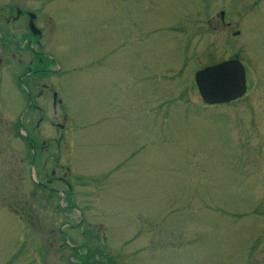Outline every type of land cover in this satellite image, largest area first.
Segmentation results:
<instances>
[{
	"label": "rangeland",
	"instance_id": "rangeland-1",
	"mask_svg": "<svg viewBox=\"0 0 264 264\" xmlns=\"http://www.w3.org/2000/svg\"><path fill=\"white\" fill-rule=\"evenodd\" d=\"M29 1L53 16L46 55L67 117L62 158L77 172L78 201L95 204L90 221L106 227L112 257L264 264V0ZM220 9L241 21L239 35L216 26ZM234 55L246 93L206 104L195 73ZM6 80L0 108L14 101ZM47 100L39 127L31 114L32 131L46 138L56 135L51 93ZM4 123L0 150L20 134ZM17 148L14 157L0 152V264L29 259L12 206L58 201L29 195L43 168ZM52 252L44 264H65Z\"/></svg>",
	"mask_w": 264,
	"mask_h": 264
},
{
	"label": "flooded vegetation",
	"instance_id": "flooded-vegetation-1",
	"mask_svg": "<svg viewBox=\"0 0 264 264\" xmlns=\"http://www.w3.org/2000/svg\"><path fill=\"white\" fill-rule=\"evenodd\" d=\"M42 10L29 0H0V85L7 83L8 79V84L14 91V101L8 105L3 104L0 108V122L6 121L2 126L4 129H17L18 126L20 129L19 136H13L9 147H3L0 152L11 150L10 156L14 157L17 145L19 152L24 147L26 155L31 156L30 167L36 165L43 168V172L40 171L34 180L29 195L41 196L46 200L55 196L58 198V201H28L12 206L18 213V221L21 223L19 226L26 231V239L30 241L29 259L26 263L44 264V258L53 251L52 253L60 252L66 256L65 264H131V257L128 255L121 260L112 257L109 249L111 236L106 227L101 222L96 225L90 221L92 215L88 210L94 209L95 204L78 201L75 193L77 172L62 158V151H69L70 144L65 137L67 117L48 67L50 61L55 62V58L46 55L54 20L51 13L49 15L48 11ZM225 17L220 9L216 26L225 32L229 30L228 33L232 35H239L241 21L235 17L234 20L230 16L228 19ZM230 59L241 62L237 55L219 62ZM16 63L22 67L18 73L14 68ZM50 93L54 117L48 122L56 135L46 138L39 129L35 134L32 131L31 114H38L36 125L39 127L44 119L41 114L48 106ZM16 95L22 101L19 105L21 118L18 126L15 119L11 118L17 110ZM24 117L27 118L24 120ZM23 129L24 133L21 132ZM18 162L24 161L19 159ZM48 163L52 166L49 173L46 168ZM19 230L21 232L20 228ZM36 240L39 245L35 244L33 248Z\"/></svg>",
	"mask_w": 264,
	"mask_h": 264
},
{
	"label": "water",
	"instance_id": "water-1",
	"mask_svg": "<svg viewBox=\"0 0 264 264\" xmlns=\"http://www.w3.org/2000/svg\"><path fill=\"white\" fill-rule=\"evenodd\" d=\"M197 89L209 105L227 103L244 95L245 69L237 59L206 66L195 73Z\"/></svg>",
	"mask_w": 264,
	"mask_h": 264
}]
</instances>
